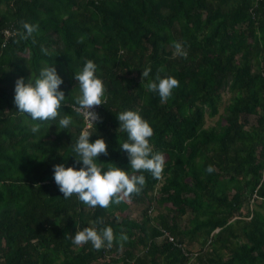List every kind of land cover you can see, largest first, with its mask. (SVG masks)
I'll return each instance as SVG.
<instances>
[{"label": "trees", "instance_id": "obj_1", "mask_svg": "<svg viewBox=\"0 0 264 264\" xmlns=\"http://www.w3.org/2000/svg\"><path fill=\"white\" fill-rule=\"evenodd\" d=\"M25 21L40 26L27 40ZM88 59L106 82L91 137L108 141L101 159L130 169L116 114L126 108L152 122L166 158L160 177L140 170V191L107 207L65 197L53 176L54 165L76 163L85 123L74 73ZM52 64L67 97L33 132L15 83ZM148 66L151 78L178 79L167 100L143 78ZM225 92V115L207 127ZM66 114L72 124L59 130ZM130 202L148 204L141 219ZM92 220L114 228L111 246L74 243ZM0 264H264V0H0Z\"/></svg>", "mask_w": 264, "mask_h": 264}, {"label": "clouds", "instance_id": "obj_2", "mask_svg": "<svg viewBox=\"0 0 264 264\" xmlns=\"http://www.w3.org/2000/svg\"><path fill=\"white\" fill-rule=\"evenodd\" d=\"M39 27L38 23L25 21L23 30L20 31L21 38L27 40L33 37ZM151 73L152 68L148 66L143 68L142 76L149 78V88L158 92L162 101L167 100L179 86L178 79L175 76L159 74L151 78ZM74 78L79 85L76 103L93 120H101L99 112L93 110V106L106 104L107 100L106 82L100 74L99 65L96 61L88 59L80 70L74 73ZM63 84L64 78L55 64L42 67L34 77L32 74L28 78L19 77L16 80L15 104L19 112L26 113L36 122L32 125L33 132L40 130L42 122L54 120L60 115L67 97L61 87ZM116 114L120 122L118 131L122 130L127 134V138L120 142V147L128 153L130 169H125L117 162L113 164L102 160V153L109 154L107 139L100 135L92 140L94 133L84 129L72 143L76 163L70 165L65 160L64 163L54 165L55 182L65 197L76 194L78 200L89 207H107L110 203H119L123 198L120 194L130 195L140 191L141 186L146 183V176L140 170H148L157 178L161 176L166 166V158L162 151L154 149L150 139L154 135L152 122L144 117L140 109L126 108ZM71 124L70 114L60 116L57 123L59 130H68ZM214 170L215 167L211 164L207 168L209 173ZM114 239V228L111 225H103L102 220L90 221V226L78 229L73 237L75 244L91 242L97 249L111 246ZM120 239L127 240V234L122 233Z\"/></svg>", "mask_w": 264, "mask_h": 264}, {"label": "rangeland", "instance_id": "obj_3", "mask_svg": "<svg viewBox=\"0 0 264 264\" xmlns=\"http://www.w3.org/2000/svg\"><path fill=\"white\" fill-rule=\"evenodd\" d=\"M231 97H232V95L229 92L224 93L223 104L221 106L220 114L215 118H207V121H206L207 127H212V126L217 125V122L220 119V116L225 115V112H226L225 108L229 104ZM147 208H148V204H145V203L140 204V203L130 202V209L128 211V214L133 219H141L142 212L144 210H146ZM160 211H161V208H159L158 206H155V211H152L151 215L153 217H156ZM188 220H189V216H186L184 218V221L182 222V225L185 226L188 223ZM193 249H195V248H193Z\"/></svg>", "mask_w": 264, "mask_h": 264}, {"label": "built area", "instance_id": "obj_4", "mask_svg": "<svg viewBox=\"0 0 264 264\" xmlns=\"http://www.w3.org/2000/svg\"><path fill=\"white\" fill-rule=\"evenodd\" d=\"M6 38H9L12 36V31L10 30H6L4 32ZM75 109L80 113V115L83 117V120H84V123H85V126H84V129H87L88 131L92 132L93 129H94V126L96 125V123L99 121H95L92 119V117L90 115H88L86 113L85 110L81 109L80 107H75ZM100 109H101V105H96V106H93V110L99 112L100 114ZM83 129V130H84ZM168 237L170 238L171 241H174V238L171 237L169 234H167Z\"/></svg>", "mask_w": 264, "mask_h": 264}]
</instances>
